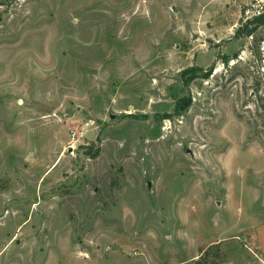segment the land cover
<instances>
[{
	"label": "rangeland",
	"instance_id": "rangeland-1",
	"mask_svg": "<svg viewBox=\"0 0 264 264\" xmlns=\"http://www.w3.org/2000/svg\"><path fill=\"white\" fill-rule=\"evenodd\" d=\"M263 12L0 0V264H264Z\"/></svg>",
	"mask_w": 264,
	"mask_h": 264
},
{
	"label": "trees",
	"instance_id": "trees-1",
	"mask_svg": "<svg viewBox=\"0 0 264 264\" xmlns=\"http://www.w3.org/2000/svg\"><path fill=\"white\" fill-rule=\"evenodd\" d=\"M255 24V27H250V28H248L247 29V31H246V33L247 34H252V32L254 31V29H256L258 26H262V25H264V12L263 13H261V14H259V15H257V16H255L253 19H251L250 21H249V24ZM247 27H249L248 26V24H247ZM228 59H229V56L226 58V61H228ZM211 71H212V68H210L209 69V71H208V73L205 75L206 77L207 76H209V74L211 73ZM203 260H204V254H202L195 262H194V264H206L205 262H203Z\"/></svg>",
	"mask_w": 264,
	"mask_h": 264
},
{
	"label": "built area",
	"instance_id": "built-area-1",
	"mask_svg": "<svg viewBox=\"0 0 264 264\" xmlns=\"http://www.w3.org/2000/svg\"><path fill=\"white\" fill-rule=\"evenodd\" d=\"M83 136V133L80 134V136ZM74 138H79V131H73Z\"/></svg>",
	"mask_w": 264,
	"mask_h": 264
}]
</instances>
